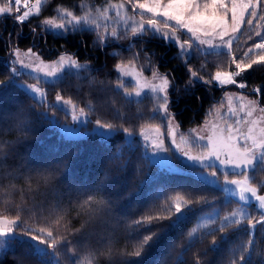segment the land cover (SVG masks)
Returning <instances> with one entry per match:
<instances>
[{
	"label": "trees",
	"instance_id": "16d2710c",
	"mask_svg": "<svg viewBox=\"0 0 264 264\" xmlns=\"http://www.w3.org/2000/svg\"><path fill=\"white\" fill-rule=\"evenodd\" d=\"M85 2L102 6L106 0ZM117 2L111 0L113 4ZM81 3L82 0H46L39 16L31 17L22 26V32L12 17L0 19V80L7 81L11 75L12 66L7 59L11 49L16 47L31 48L50 59L71 53L78 61L90 62L88 72H81L79 76L65 74L62 82L45 85L46 100L43 105L33 99L25 88L19 87L21 82L28 83L29 78L25 74L16 77V86L7 93L0 114V143L5 144L6 154V158H0V184L3 185L0 188V217L7 216L13 220L19 215L21 227L15 228L17 231L33 229L31 234H37L41 228L45 234L52 231L59 242L56 251L59 264H75L77 260L81 264H196L197 257L202 264H231L232 260H238L241 246L249 239L247 221L241 226L226 229L225 241L220 240L225 234H211L218 224L197 237L195 243L189 241L187 233L200 217L213 208L218 207L221 215L225 216L241 204L233 197H226L221 186L210 184L190 172L193 167L185 165L187 172H172L152 163L145 154L139 133L153 126L167 131V122L159 117L152 119L155 102L151 97L143 99L142 103H129L123 96V88L119 93L113 91L118 82L115 65H134L147 77H152L153 71L174 76L170 107L182 128L210 120L220 109L229 87H218L215 81L211 85L201 82L185 91L189 73L184 59L177 57L178 48L150 34L142 39L109 40L101 48L94 43L95 32H70L61 36L54 31H42L39 27L43 19L58 15L55 11L58 6L81 14ZM143 15L145 21L152 18L150 14ZM257 32L264 36V20L259 24L254 20L252 25H243L232 44L231 55L193 52L188 64L193 70H199L204 65L201 74L206 79L216 71H234L232 55L239 59L249 48H253L261 40ZM9 33L13 34L11 44L8 43ZM17 33H20L18 40ZM114 52L119 55L113 56ZM137 52L140 53L139 58L133 61ZM262 53L264 50L252 51L250 55L255 58ZM240 77L247 84V92L256 95L264 106V64L254 65ZM256 87H261L259 95L253 91ZM124 88H133V85L124 83ZM57 94L64 100H71L79 110L84 108L90 116V125L95 124L97 119L113 123L117 126V134L109 138L95 133L79 138L63 136L57 124L71 122V114L51 107L56 104ZM89 104L92 111H89ZM21 110L25 113V132L16 127L17 114ZM117 110L121 119L116 118ZM53 118L57 121L56 125L52 124ZM120 125L129 127L135 134L131 151L125 146L126 137ZM118 146L124 148L122 159L113 155ZM125 161L131 163L118 170ZM49 173L52 180L45 183L40 174ZM255 177L257 184L264 182V170H257ZM12 185H15L14 190ZM260 189L264 193V187ZM190 192L207 193L209 203L193 204L195 211L188 213V219L167 233H161L162 239L142 258L120 254L133 252L137 241L148 234L134 221L149 215L174 218L178 198H187ZM89 196L111 202V210L104 218L106 227L96 228L88 223L89 206L84 202ZM247 207L251 209L253 223L260 220L261 211L253 204ZM160 223L168 225L170 220L164 219ZM152 230L157 229L153 227ZM214 238L218 244L216 250H212ZM251 238L255 242L251 262L264 264V255L256 254L264 253V227L258 224ZM29 245L31 249H36L30 239H18L10 244L0 253V264H17L21 257H25L24 264H52L42 254L33 255ZM109 248L111 257L108 255ZM89 251H96L97 255L86 261L84 257Z\"/></svg>",
	"mask_w": 264,
	"mask_h": 264
},
{
	"label": "snow or ice",
	"instance_id": "6c2138e0",
	"mask_svg": "<svg viewBox=\"0 0 264 264\" xmlns=\"http://www.w3.org/2000/svg\"><path fill=\"white\" fill-rule=\"evenodd\" d=\"M128 3L132 4V11L135 12L137 8L152 14V18H148L145 23L143 12L141 13V20L136 21L134 17L122 14L125 9V4H113L111 0H106L102 6L89 4L82 0L81 3V14H76L73 10L68 9L65 6H58L55 11L57 16L52 18H45L41 21L39 27L42 31L57 32L58 35L64 36L68 33H76L83 31H91L96 33L95 44H98L101 48L106 45L109 40H123V39H142L145 35H151L154 38L162 39L171 45L178 48L177 57L184 59L185 67L188 70V82L185 86V91L195 87L197 83H203L205 85H211L213 81L216 82L218 87H224L227 84H236L237 87L243 89L247 87L245 82H237L235 77L242 76L248 70L253 69L254 65L264 64V53L258 54L253 58L250 53L253 49L249 48L247 52L243 54L239 59L235 55H232V63L235 64V70L230 72L216 71L214 75H209L206 79L201 74L204 65H201V69L193 70L188 64V60L191 59L193 52L195 53H207L209 55H231L232 44L234 37H230L231 33H236L240 30L242 24L247 23L252 25L254 20L259 24V21L264 20V0H127ZM43 0H35V4L29 7L28 0H8V2L0 5V16L5 18L12 17L14 23L21 27L30 20L32 16H39L41 13V5ZM13 6L15 11L21 13L13 16ZM21 7L23 10L21 12ZM260 8L258 13L257 8ZM34 8V11H33ZM110 10L115 11V17L109 15ZM248 17L245 20V17ZM161 18V19H157ZM57 19L60 22H57ZM122 21L123 26L118 27V23ZM131 21V23H129ZM163 24L162 30L160 25ZM111 27V31H108ZM103 28L104 31L101 33L99 30ZM36 29L33 28L35 33ZM9 41L11 44L12 33H9ZM20 33L16 34V39H19ZM257 36H261L260 32L256 33ZM201 36L212 37V39H202ZM219 37L220 43H213V39ZM225 37H229L225 39ZM207 45V48L203 46ZM255 49L264 50V36L261 37V42L254 44ZM20 49L16 47L13 49V53L17 59L12 63L13 65L19 63L24 68H32V65L23 64L20 60ZM28 53L36 55L32 52V49H28ZM113 56H118L119 53L114 52ZM140 53L137 52L133 56V61L139 58ZM186 58V59H185ZM146 59L149 57L146 56ZM43 63V61H41ZM56 67L47 71L45 77H52L53 82L61 81L64 79L65 74L79 76L81 72H88L90 70L87 62L80 63L77 59L72 56L61 55L57 61L53 62ZM155 68V65H153ZM115 69L118 73L117 86L113 91L119 93L120 89H124L123 96L129 103H142L143 99L151 97L155 102L154 115L152 119L155 120L159 117L162 121H166V127L168 130V137L171 140L172 145H175V150L180 153L183 157H186L188 161L193 163L194 167L205 168L215 167V165L206 163L211 159L218 160L221 165L231 166L233 169L232 175L242 176L243 179L237 180H225V186L221 187V191L227 196L233 197L237 203L241 205H248L252 199L257 201L256 208L258 210H264V195H258L260 188L264 187V182L257 184L255 173L257 170H264V127H260L264 123V116L259 119H248L253 116V113L259 109L261 113H264V107H259L258 100H247V103L240 104V110L244 111L243 120L237 119L236 125L241 123L247 124V130L241 132L239 127H233L229 124L226 129H219L217 135V126H212L213 135L207 137H197L198 142L207 141L206 143H200V147L204 150L202 156H190L187 152L181 153L179 145H176L177 131L180 124L176 122L175 113L171 111V100L170 92L174 85L175 77L167 73L161 74L158 71H153L152 79L159 80V84L146 83L141 86L140 79L143 75L142 71L128 70V65L123 63H117ZM34 71H42L38 66ZM22 75L16 67L11 68V75L7 81L0 80V114L3 111V104L7 98V93L16 86V77ZM30 75V73H29ZM132 76L136 81L137 88H146L147 91L137 90L133 93L129 92L127 88H124L123 77ZM38 78V77H37ZM147 79V78H145ZM45 83L49 81L44 80ZM103 83V82H101ZM19 87L25 88L30 91L32 98L37 100L41 105L44 103V94L39 87L35 85H20ZM179 92V89H176ZM254 93L259 95L261 93V87L253 89ZM37 94H40L37 96ZM226 95H228L226 93ZM237 99L244 101L246 97L243 95L238 96ZM63 97L57 94L55 105L51 107L58 108L67 114V108L65 104H71V100L61 103ZM229 100V112L235 114V110L231 107L232 96L228 95ZM75 108V105H73ZM89 111H92L91 104L88 105ZM247 109V110H246ZM246 110V111H245ZM80 116L73 114L72 119L78 123L91 122L87 121L84 115L85 110L81 108ZM162 113V115H160ZM81 117H84L83 119ZM116 118L121 119L119 110H117ZM96 128L95 132L99 133L101 137L112 136L116 132L117 126L113 123H106L100 119L95 121ZM16 127L21 132L27 131L25 126V113L21 110L17 114ZM120 130L124 133L127 139L125 140V146L129 151L133 149L134 137L129 127L120 125ZM159 131V128H157ZM195 132V129L189 130V135ZM226 133V135H225ZM143 137L142 146L145 150L148 148V137L144 136L143 132L140 134ZM180 138L183 142L185 135L179 133ZM214 136L216 138L214 139ZM4 143H0V158H6L4 153ZM158 152H167L170 149L163 147V140L155 145ZM123 146H118L117 152L113 155L117 159H122ZM223 156V159L221 158ZM131 161H125L119 165L118 170H123ZM239 169V171H235ZM42 180L45 183H50L52 180V174L48 175L40 174ZM203 179L207 180L210 184H216L219 186L218 178H216V172L210 174L197 173ZM230 185V186H228ZM3 185L0 184V188ZM15 189V185L11 186ZM179 201L175 205V217L171 216H145L133 223L140 228L145 229L148 234L144 235L142 239L137 241L134 246V251L131 253H120L123 255L135 256L142 258L146 255L158 242L162 239L161 233H167L170 229L177 227L181 222L188 219V213L195 211L193 204H208L209 198L207 193L196 194L190 192L187 194V198L179 197ZM231 202V201H229ZM85 205L89 206L88 223L94 224L96 228L106 227L104 218L109 214L111 210V202L97 198L95 196H89L84 202ZM83 207V205H81ZM167 219L170 220L168 225L160 223V221ZM20 220L19 215L16 219L9 220L7 216L0 217V247H7L8 245L15 243L18 239L27 241L29 234L33 232V229H22L24 235H19L14 231L15 228H20L21 224L17 223ZM254 217L248 212L247 207L242 206L233 210L230 214L220 217L219 213L215 214V218H209L202 221L196 227H193L188 233V237L192 238L202 228H206L209 222L216 224L218 227L211 233L215 236L216 232L225 234L221 235L220 240L225 241L226 229L233 226H241L244 221H247L246 230L249 234V239L241 246V254L238 260H232L231 264H252L251 256L252 251L255 250V242L251 238L253 230L259 224L264 227V211H261V218L253 223ZM82 227H84L82 225ZM153 227L157 230L153 231ZM77 231H80L79 229ZM45 230L39 229L36 235H31L30 239L33 242H38L44 247L38 249H29L32 254H42L43 257H48L55 260V264H59V260L56 259V251L58 241L54 238L52 231H47L44 235ZM43 237V238H42ZM51 241V242H49ZM70 243V242H69ZM53 249L52 252H48L47 249ZM218 244L216 239L212 240V250H216ZM251 249V250H250ZM258 256L264 255V253L256 252ZM97 255L96 251H89L86 253L84 260L90 261ZM108 255L111 257V249H108ZM25 257H21L17 260V264H24ZM75 264H81L79 260ZM196 264H202L199 257L196 259Z\"/></svg>",
	"mask_w": 264,
	"mask_h": 264
},
{
	"label": "rangeland",
	"instance_id": "374dc122",
	"mask_svg": "<svg viewBox=\"0 0 264 264\" xmlns=\"http://www.w3.org/2000/svg\"><path fill=\"white\" fill-rule=\"evenodd\" d=\"M6 2H8V0H0V5L4 4ZM45 2H46V0H43L41 8ZM120 3L125 4V9L123 10L122 14L127 15V16H132V17H134V19L136 21L141 20V13L142 12H143V14L152 15L151 13H147V12H145L139 8H137L135 10V12H133L132 11V5L130 3H128L127 0H118V2L115 4H120ZM22 4H23V0H22ZM28 4H29V7H31L32 5L35 4V0H28ZM23 10H25V9H23V7H21V12ZM33 11H34V8H33ZM257 11H258V8H257ZM132 12H133V14H132ZM18 14H21V13H17L15 11V6H13V16L18 15ZM109 15L112 17H115V11L110 10ZM3 17L4 16H0V19H2ZM159 19H161V18H159ZM246 20H247V18H246ZM57 22L59 23L60 21H57ZM129 23H131V21H129ZM145 23H146V21H145ZM122 26H123V22L120 21L118 23V27H122ZM160 27L162 30H165V29H163V26L160 25ZM99 31L101 33H103L104 29L101 28ZM108 31H111V27H109ZM262 36L263 35H261L260 38ZM201 38L202 39H212V37H205V36H201ZM259 42H261V40ZM213 43L214 44L220 43L218 36L215 39H213ZM203 47L207 48L208 46L204 45ZM252 49L254 52L259 51V49H255L254 47ZM20 50H21L20 51V57H19L20 60L23 62V64L32 65V68H24L19 63L13 65L12 62L17 59L16 55L13 53V49H11V51H10V55L7 59V62L12 67H16L19 70V72L22 73V75L25 74L29 78L30 81L28 83L21 82V85H35L36 87H39L41 89L42 93L44 94L43 98L45 101L46 100V91L44 89V86L54 83L52 77H45V73L56 67V65L53 62L57 61L61 55L55 59H50V58H46V57L42 56L38 51H35V50H32V52L36 53V55L29 54L28 49H20ZM203 54H207V53H203ZM62 55H65L66 57L72 56L73 58H75L71 53H65ZM41 61H43V63H41ZM78 62H80V63L87 62L90 65L89 61H78ZM37 66L40 69H42V71H34V69L37 68ZM128 70H130V71L135 70L138 72L141 71L140 69H138L134 65H128ZM29 73H30V75H29ZM142 73H143V71H142ZM145 78H147V79H145ZM45 79H47L49 82L45 83L44 82ZM122 79H123L124 83L133 85V88H127V90L129 92L133 93V95H134L135 91H137V90L147 91L146 88H137L136 81L133 79L132 76H125ZM139 79H140L141 86H143L146 83H151V84H159L160 83L159 80H153L152 77H147L144 73L141 77H139ZM235 79L237 80L238 83L244 82V80L241 77H235ZM226 86L229 87V90L226 93L228 95L232 96L231 107L235 110V114L229 112L228 95H226V93H225L223 98H222V105H221L220 109H218V111H216L215 115L210 120H208L202 124L193 126V127L182 128L180 126L178 129H176V131L178 133L176 136V145H179L181 153L187 152L188 155H190V156H202V155H204V150L200 147V143H206L207 141L205 140L203 142H198L196 138L199 136L207 137L209 135H213V131H212L213 125L217 126V135H218L219 129H226L229 124H232L234 128L239 127L241 132H245L247 130V127H248L247 124H244V123H241L240 125L235 124V121L237 119L243 120L244 114H245L244 111L240 110L239 106L241 103H247V100H258L259 101V99L256 95H254L250 92H247L246 88L241 89V88L237 87L236 84H227V85H225V87ZM172 88L169 89V92H171ZM28 92L31 93L30 91H28ZM39 95L40 94H37V96H39ZM241 95L246 97V100L241 101V100L237 99V97L241 96ZM66 101L67 100L63 99L61 101V103H64ZM56 103H57V101H56ZM73 105H74L73 103L65 104L67 111L71 114V122L57 124V121L53 118L52 124H55V125L57 124L58 128L60 130V133L65 137H71V138L86 137L91 133H95V134L99 135V133L94 131V129L96 128V124L90 125L89 122L78 123L76 121H73V119H72L73 114H75L77 116L81 115L79 109L76 106H75V108H73ZM259 107H264V106L259 102ZM84 115L86 116L87 121H90L89 114H87L85 112ZM261 116H264V113H261L259 111V109H257V111H255L253 113V116L248 118V119H250V120L259 119ZM81 118L83 119L84 117H81ZM175 118H176V122L179 123L176 116H175ZM260 127H264V123H262L260 125ZM157 128H159V131H157ZM190 129H195V132H192L189 135ZM117 132H118V130L116 132H114L112 134V136L117 134ZM141 132H143L144 136L148 137V141H147L148 148H147V150L144 149L145 154L148 155V157L150 158L152 163L159 165L160 167L166 169L167 171L187 172V169L184 167L186 165L189 167H193V170L190 172H192L193 174H195L197 177H199L201 179H203V178L201 176H198L197 173H203V174L207 175V174H210L212 172H216V178H218L219 186H221V187L225 186V180L226 179L227 180L243 179L242 176H237V175L231 174L233 171L231 166L221 165L220 162L218 160H215L214 158L209 160V161H206V163L213 164V165H215V167H211V168L205 167L203 169L194 167L193 163L191 161H188L186 157H183L180 153L176 152L175 145H172L171 140L168 137V130L165 131L164 129H162L160 127L153 126V127L145 128ZM141 132L139 133V137H140L141 141H143V137L140 135ZM179 133H183L185 135V140L187 142H183L181 140ZM225 135H226V133H225ZM112 136H110V137H112ZM133 137H135V134H133ZM104 138H109V137L105 136ZM215 138H216V136H214V139ZM126 139H127V137H126ZM161 139L163 140V147L169 148L170 149L169 151H167V152H158L157 151L155 145L159 144ZM221 158L223 159V156ZM235 171L238 172L239 169H235ZM221 174H222V176L220 177L219 175H221ZM203 180H205V179H203ZM205 181H207V180H205ZM228 186H230V185H228ZM258 195H264V193L261 191V189L258 191ZM228 197H231V196H228ZM178 202L182 203V201H179V200L176 203H178ZM257 203H258L257 201L252 199L249 204H253L256 207ZM242 206L247 207V205H240L239 207H242ZM247 210H248V212L251 213V209L249 207H247ZM260 211H264V210H260ZM217 212L219 213L220 217L222 218L223 216L220 213V209L218 207H215L212 210L208 211L206 214H204L202 217H200V219L197 220L195 226H197L202 221L209 219L210 217L215 218V214ZM211 213H213V214H211ZM17 223H19V222L17 221ZM212 224L213 223L209 222V224H208L209 227L208 226H207L208 228L206 227L207 229L202 228L203 230L201 229L199 232H197L196 233L197 235L195 236V238L194 237H193V239L189 238V241L190 242L194 241L200 235L204 234L205 232L210 231V229L218 223L213 224V225ZM14 231L17 232L19 235H24L23 231H17L16 229H14ZM31 235H36V234L30 233L29 239H30ZM44 235H46V234L44 233ZM33 243L35 244L36 249H38L40 247H44V245H40L38 242H33ZM8 247H9V245L7 247H0V253L3 252L4 250H6ZM47 251L51 252L52 250H51V248H49V249H47ZM48 259L52 261V264H55V260L50 259V258H48Z\"/></svg>",
	"mask_w": 264,
	"mask_h": 264
},
{
	"label": "crops",
	"instance_id": "0c3cea01",
	"mask_svg": "<svg viewBox=\"0 0 264 264\" xmlns=\"http://www.w3.org/2000/svg\"><path fill=\"white\" fill-rule=\"evenodd\" d=\"M258 13H259V7H258ZM246 18H248L247 15H246V17H245V20H246ZM243 25H244V24L241 25L240 30H241V28L243 27ZM240 30H239L238 32H236V33H231V32H230V37H234V39H233V43H234V41L237 39ZM228 38H229V37H225V39H228Z\"/></svg>",
	"mask_w": 264,
	"mask_h": 264
},
{
	"label": "bare ground",
	"instance_id": "6f19581e",
	"mask_svg": "<svg viewBox=\"0 0 264 264\" xmlns=\"http://www.w3.org/2000/svg\"><path fill=\"white\" fill-rule=\"evenodd\" d=\"M259 51H260V50H259ZM211 214H213V213H211ZM212 225H213V224H212ZM212 225H211V226H212ZM195 227H196V226H195ZM208 227H209V226H208ZM208 227H207V228H208ZM192 228H193V227H192ZM207 228H206V229H207ZM202 230H203V229H202ZM210 230H211V229H210ZM207 231H208V230H207ZM196 235H197V234H196ZM196 235H195V236H196ZM195 236H194V238H195ZM190 239H193V237L190 238ZM193 242L195 243V241H193ZM191 245H192V244H191Z\"/></svg>",
	"mask_w": 264,
	"mask_h": 264
}]
</instances>
